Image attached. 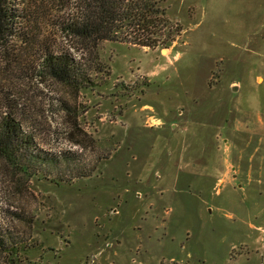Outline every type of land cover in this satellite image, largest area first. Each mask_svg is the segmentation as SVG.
Returning a JSON list of instances; mask_svg holds the SVG:
<instances>
[{"label": "rangeland", "instance_id": "obj_1", "mask_svg": "<svg viewBox=\"0 0 264 264\" xmlns=\"http://www.w3.org/2000/svg\"><path fill=\"white\" fill-rule=\"evenodd\" d=\"M75 2L15 1L0 97L45 164L0 160V264H264V0H164L172 46L75 52L78 95L38 65Z\"/></svg>", "mask_w": 264, "mask_h": 264}, {"label": "trees", "instance_id": "obj_2", "mask_svg": "<svg viewBox=\"0 0 264 264\" xmlns=\"http://www.w3.org/2000/svg\"><path fill=\"white\" fill-rule=\"evenodd\" d=\"M15 1L0 0V56L6 61L12 60V65L17 63L14 65L20 69L26 53L21 52L18 58L13 57L8 43L12 38L22 40L24 44L34 41L30 40V34L17 21L19 14L15 9ZM69 1L65 0V5ZM163 2L164 0H76L75 11L64 17L60 29V36L65 37L66 43H70L69 48L63 44L58 47V42L53 41L40 44V70L78 95L84 87H95L99 83L95 82L96 79L83 62L76 58L75 52L82 54V57L86 53H96L101 43L108 40L149 49L171 47L182 27L168 18V9ZM94 70L103 72L100 65ZM3 97H0V160L12 166L13 178L17 179L16 171L28 173L29 169L35 168L34 162L44 160L31 154V136L23 129L17 113L9 109L8 103L3 102ZM55 159L59 161V157L55 156ZM47 163L52 164V160ZM1 239L0 245H4ZM14 253L18 254L17 251H9L10 255Z\"/></svg>", "mask_w": 264, "mask_h": 264}, {"label": "water", "instance_id": "obj_3", "mask_svg": "<svg viewBox=\"0 0 264 264\" xmlns=\"http://www.w3.org/2000/svg\"><path fill=\"white\" fill-rule=\"evenodd\" d=\"M233 89L236 91L238 88L234 85V86H233Z\"/></svg>", "mask_w": 264, "mask_h": 264}]
</instances>
